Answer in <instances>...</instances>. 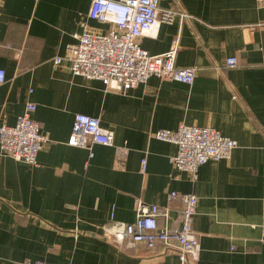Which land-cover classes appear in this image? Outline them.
Instances as JSON below:
<instances>
[{
    "label": "crops",
    "instance_id": "crops-1",
    "mask_svg": "<svg viewBox=\"0 0 264 264\" xmlns=\"http://www.w3.org/2000/svg\"><path fill=\"white\" fill-rule=\"evenodd\" d=\"M90 1L0 0V126H14L33 102L32 118L48 136L35 166L0 151V264H180L172 251H122L100 229L111 209L115 222L131 223L136 200L163 208L172 191L198 198L200 251L188 264H264V9L256 0L160 1L158 19L178 15L138 44L157 56L175 42V65L196 69L194 82L150 77L118 93L73 75L66 62L54 65L82 22L110 31L87 20ZM229 57L237 67L224 68ZM76 114L98 119L113 144L70 146ZM180 125L210 127L236 147L195 177L174 170L176 146L154 133ZM116 148L127 150L122 168Z\"/></svg>",
    "mask_w": 264,
    "mask_h": 264
},
{
    "label": "built area",
    "instance_id": "built-area-1",
    "mask_svg": "<svg viewBox=\"0 0 264 264\" xmlns=\"http://www.w3.org/2000/svg\"><path fill=\"white\" fill-rule=\"evenodd\" d=\"M162 0H91L87 20L111 24L107 34L93 32L86 22L81 31L73 35L74 43L66 47L63 57L54 58V65L66 62L73 75L87 80L100 81L106 89L126 93L150 77L192 85L196 69L178 68L175 65L176 43L171 49L157 56L143 50L138 40L153 35L160 22L171 23L177 13L163 11L160 19L159 2ZM264 9V0H256ZM182 17L185 15L179 14ZM238 62L235 57L226 58L224 68L233 69ZM6 75L0 69V86ZM31 93V91H30ZM36 110L33 102L27 103L24 112L14 126H0V151L17 162L35 166L37 155L48 142L41 126L32 118ZM154 138L174 144L176 154L169 159L172 168L195 177L198 169L209 161L228 160L236 142L222 136L210 127L180 125L176 130H159ZM68 144L91 150L92 145L111 146L113 133L103 129L98 119L76 114L71 126ZM127 150L115 149V166L122 168ZM92 154L90 153V157ZM146 160L140 163L145 173ZM198 198L194 194L170 192L166 207L146 205L136 200V213L131 223L114 221L113 209L109 220L100 227L103 236L118 249L132 250L142 247L149 252L161 249L177 255L180 264L196 261L200 251L199 237L193 230ZM177 204L176 208L171 204ZM175 210L173 217L171 212ZM35 264H47L36 262Z\"/></svg>",
    "mask_w": 264,
    "mask_h": 264
}]
</instances>
